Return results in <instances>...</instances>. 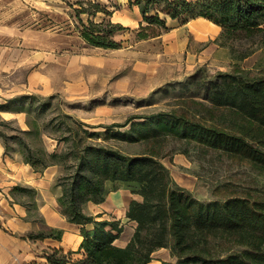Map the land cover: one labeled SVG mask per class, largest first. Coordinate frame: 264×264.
<instances>
[{
  "label": "trees",
  "instance_id": "1",
  "mask_svg": "<svg viewBox=\"0 0 264 264\" xmlns=\"http://www.w3.org/2000/svg\"><path fill=\"white\" fill-rule=\"evenodd\" d=\"M128 4L142 15L136 33L139 41L168 30V19L183 24L206 19L221 29L218 41L237 61L251 56L256 47L264 48V0H128ZM87 5L91 9L77 10L79 20L82 14L89 15L87 23L80 21L81 37L94 47L120 49L122 42L116 41V34L126 28L113 23V13L100 4L87 1ZM99 13L103 16L95 22ZM237 42L250 44V49L234 56ZM213 85L207 103H197L201 108L197 114L161 112L139 117L124 131L126 125L103 127V133L91 132L82 123L71 125L69 115H63L67 124L59 127V133L42 131L30 114L47 109L51 99L40 107L36 103L42 99L34 95L0 104V113H27L29 117L28 130L9 134L0 129L5 149L18 147L24 163L35 171L52 166L62 169L61 213L69 223L81 226L82 251L53 248L46 252L49 264H149L161 249L170 251L175 264H264V201L238 196L201 201L178 185L161 162L169 140L185 141L264 174V73L254 75L252 70L237 68L219 74ZM1 123L9 126L4 120ZM44 134L63 148L48 152L41 144ZM123 145H141L145 150L128 153ZM113 183L131 185L132 194L141 197L129 204L126 217L137 226L124 248L115 244L124 230L120 221H98L101 215L84 211L89 202H105L107 186ZM20 190L15 187V194ZM47 237L60 239L61 231L23 236L29 240ZM216 243L242 250L216 259Z\"/></svg>",
  "mask_w": 264,
  "mask_h": 264
},
{
  "label": "rangeland",
  "instance_id": "2",
  "mask_svg": "<svg viewBox=\"0 0 264 264\" xmlns=\"http://www.w3.org/2000/svg\"><path fill=\"white\" fill-rule=\"evenodd\" d=\"M87 1L112 12V22L126 28L116 34V41L122 42L120 49L94 47L81 37L80 21L87 23L89 15L82 14L81 20L76 16L81 7L91 9ZM102 16L99 13L93 20L99 22ZM141 21V13L130 8L128 0H0V104L34 95L42 99L36 103L40 107L51 99L47 109L30 114L47 133H59V127L67 124L63 115L72 117L71 125L82 123L94 133H103V127L115 124L126 125L124 131L140 121L139 117L177 110L197 114L201 110L197 103H207L208 89L219 74L237 68L252 70L254 75L264 73V48L256 47L251 56L237 61L229 48L220 44L221 29L213 25L168 19V30L139 41L136 33ZM234 47V56H238L250 49V44L237 42ZM28 118L27 113L1 112L0 124L4 120L9 126L0 125V129L9 134L28 130ZM0 142L4 147L1 138ZM41 144L48 152L63 148L46 134ZM123 149L128 153L145 150L141 145H123ZM165 153L161 162L173 179L201 201L236 196L264 201V174L249 164L185 141L169 140ZM4 156L33 172L18 147L5 149ZM38 172L51 181L59 199L62 169L52 166L46 175ZM22 183L16 199L29 207L30 221H38V190ZM131 191L127 183L109 184L105 201L113 199L121 209L133 197L141 199ZM58 199L55 207L62 215L64 207ZM100 209L95 202L84 206L90 216ZM97 220L115 221L110 215ZM241 250L240 246L216 243L214 258Z\"/></svg>",
  "mask_w": 264,
  "mask_h": 264
},
{
  "label": "crops",
  "instance_id": "3",
  "mask_svg": "<svg viewBox=\"0 0 264 264\" xmlns=\"http://www.w3.org/2000/svg\"><path fill=\"white\" fill-rule=\"evenodd\" d=\"M4 155L5 149L0 142V264H49L46 252L53 248H63L65 252L74 253L82 251L81 226L69 223L58 213L55 207L58 194L52 189L51 181L43 177L40 172L33 169L31 172L28 167L21 165L20 161L16 163ZM50 168L52 167L43 171L44 175ZM21 182L23 185L38 190L39 196L36 199L38 221H30L29 207L16 199L17 193L15 194L14 188ZM132 200L141 201L137 197H133L130 201ZM130 201L120 209L113 199L106 200L99 204L101 209L96 214V216L101 215L100 218L110 215L115 221L121 222L124 230L121 238L115 243L120 248L128 245L137 226L136 222L126 217ZM45 228L49 231H61V238L47 237L29 240L21 235L22 233H39ZM87 228L92 229L89 226ZM128 230H131L130 235ZM164 262L176 263V259L171 257L168 249L155 252L149 264H163Z\"/></svg>",
  "mask_w": 264,
  "mask_h": 264
},
{
  "label": "bare ground",
  "instance_id": "4",
  "mask_svg": "<svg viewBox=\"0 0 264 264\" xmlns=\"http://www.w3.org/2000/svg\"><path fill=\"white\" fill-rule=\"evenodd\" d=\"M211 25L215 26L217 29H220L217 25L209 22L206 19H199L195 22V26L210 27Z\"/></svg>",
  "mask_w": 264,
  "mask_h": 264
}]
</instances>
